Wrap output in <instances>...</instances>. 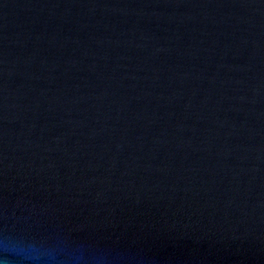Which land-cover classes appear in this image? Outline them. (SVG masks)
I'll use <instances>...</instances> for the list:
<instances>
[{
  "label": "water",
  "instance_id": "95a60500",
  "mask_svg": "<svg viewBox=\"0 0 264 264\" xmlns=\"http://www.w3.org/2000/svg\"><path fill=\"white\" fill-rule=\"evenodd\" d=\"M0 264H264V0H0Z\"/></svg>",
  "mask_w": 264,
  "mask_h": 264
}]
</instances>
